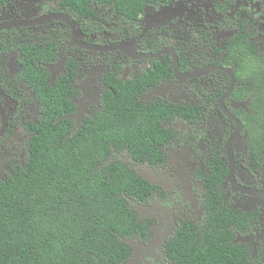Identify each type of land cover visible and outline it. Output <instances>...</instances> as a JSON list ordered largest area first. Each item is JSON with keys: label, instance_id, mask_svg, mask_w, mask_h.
<instances>
[{"label": "flooded vegetation", "instance_id": "flooded-vegetation-1", "mask_svg": "<svg viewBox=\"0 0 264 264\" xmlns=\"http://www.w3.org/2000/svg\"><path fill=\"white\" fill-rule=\"evenodd\" d=\"M90 10L66 0L0 5V181L24 165L29 125L43 116L19 46L54 48L44 86L62 93L59 117L73 130L132 96L159 122L154 157L135 161L110 140L101 164L144 182L140 198L124 196L142 231L121 238V264H172L169 243L188 228L202 234L217 208L229 211L230 245L246 264H264V76L240 79L228 55L244 41L264 59V0L153 1L137 18L109 4Z\"/></svg>", "mask_w": 264, "mask_h": 264}, {"label": "trees", "instance_id": "trees-1", "mask_svg": "<svg viewBox=\"0 0 264 264\" xmlns=\"http://www.w3.org/2000/svg\"><path fill=\"white\" fill-rule=\"evenodd\" d=\"M153 1L166 0H66L81 15L98 3L128 18ZM19 47L22 77L40 98L43 116L29 125L24 165L0 181V264H121L128 253L121 238L142 231L125 197L140 198L144 182L122 165L101 164L110 140L127 146L135 161L154 157L159 122L131 103L132 96L114 99L104 116L73 130L59 117L62 93L44 86L42 64L54 48ZM229 220V211L217 208L202 234L184 230L169 243L172 264H246L244 251L229 243Z\"/></svg>", "mask_w": 264, "mask_h": 264}, {"label": "clouds", "instance_id": "clouds-1", "mask_svg": "<svg viewBox=\"0 0 264 264\" xmlns=\"http://www.w3.org/2000/svg\"><path fill=\"white\" fill-rule=\"evenodd\" d=\"M228 55L230 61L236 62L235 71L240 79L264 76V59L253 52L246 42L240 41L232 45Z\"/></svg>", "mask_w": 264, "mask_h": 264}, {"label": "water", "instance_id": "water-1", "mask_svg": "<svg viewBox=\"0 0 264 264\" xmlns=\"http://www.w3.org/2000/svg\"><path fill=\"white\" fill-rule=\"evenodd\" d=\"M50 67H51V66H47L48 69H50ZM135 209H136L137 211H139V212L142 211L141 207H140V206H137V205H135Z\"/></svg>", "mask_w": 264, "mask_h": 264}, {"label": "rangeland", "instance_id": "rangeland-1", "mask_svg": "<svg viewBox=\"0 0 264 264\" xmlns=\"http://www.w3.org/2000/svg\"><path fill=\"white\" fill-rule=\"evenodd\" d=\"M104 10H106V9H104ZM107 24V23H106Z\"/></svg>", "mask_w": 264, "mask_h": 264}]
</instances>
